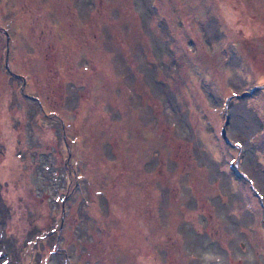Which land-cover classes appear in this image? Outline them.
<instances>
[{
  "label": "rangeland",
  "instance_id": "rangeland-1",
  "mask_svg": "<svg viewBox=\"0 0 264 264\" xmlns=\"http://www.w3.org/2000/svg\"><path fill=\"white\" fill-rule=\"evenodd\" d=\"M4 229L9 264H264V0H0Z\"/></svg>",
  "mask_w": 264,
  "mask_h": 264
},
{
  "label": "trees",
  "instance_id": "trees-1",
  "mask_svg": "<svg viewBox=\"0 0 264 264\" xmlns=\"http://www.w3.org/2000/svg\"><path fill=\"white\" fill-rule=\"evenodd\" d=\"M17 232V231H16ZM16 232H14V233H12V232H6V230L4 229L3 231H1V233L0 234H6V235H9V234H14V236H17V233ZM12 235H9V237H11ZM15 240V239H14ZM24 243H26V236H24V238H23V241L22 242H19V243H17L16 242V240L15 241H13V249H12V253L13 254H15L16 256L17 255H19V253H18V249H22V246H23V244ZM19 244V245H18ZM1 245V244H0ZM22 251H23V249H22ZM0 264H9L10 263V260L9 259H12L13 257L12 256H8L7 254H6V250L5 249H3L2 247H0ZM97 262H99V261H97Z\"/></svg>",
  "mask_w": 264,
  "mask_h": 264
},
{
  "label": "water",
  "instance_id": "water-1",
  "mask_svg": "<svg viewBox=\"0 0 264 264\" xmlns=\"http://www.w3.org/2000/svg\"><path fill=\"white\" fill-rule=\"evenodd\" d=\"M8 50V49H7ZM7 50H6V52H7ZM5 64H6V66L9 68V66H8V57H7V54L5 55ZM12 71V70H11ZM241 93H232L230 96H233V95H240ZM229 96V97H230ZM228 99V98H227ZM223 135L228 139V137H227V135H226V132L225 131H223ZM228 140H230V139H228Z\"/></svg>",
  "mask_w": 264,
  "mask_h": 264
}]
</instances>
